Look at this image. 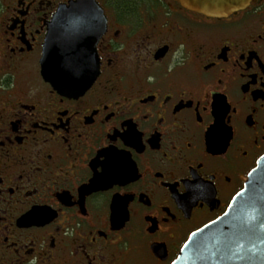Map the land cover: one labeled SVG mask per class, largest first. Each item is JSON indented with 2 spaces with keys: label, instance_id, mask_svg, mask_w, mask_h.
Listing matches in <instances>:
<instances>
[{
  "label": "flooded vegetation",
  "instance_id": "obj_1",
  "mask_svg": "<svg viewBox=\"0 0 264 264\" xmlns=\"http://www.w3.org/2000/svg\"><path fill=\"white\" fill-rule=\"evenodd\" d=\"M76 1L0 0V264H174L264 158V0H93L98 75L66 96L41 59Z\"/></svg>",
  "mask_w": 264,
  "mask_h": 264
},
{
  "label": "water",
  "instance_id": "obj_2",
  "mask_svg": "<svg viewBox=\"0 0 264 264\" xmlns=\"http://www.w3.org/2000/svg\"><path fill=\"white\" fill-rule=\"evenodd\" d=\"M209 18H227L252 0H173ZM93 0H78L59 9L49 25L41 74L60 94L82 95L94 83L95 45L105 30ZM87 60V61H85ZM85 68V69H84ZM174 264H264V158L244 189L217 222L195 232Z\"/></svg>",
  "mask_w": 264,
  "mask_h": 264
}]
</instances>
